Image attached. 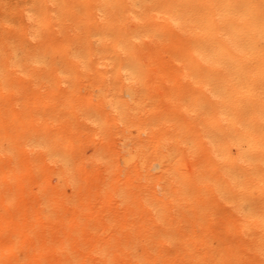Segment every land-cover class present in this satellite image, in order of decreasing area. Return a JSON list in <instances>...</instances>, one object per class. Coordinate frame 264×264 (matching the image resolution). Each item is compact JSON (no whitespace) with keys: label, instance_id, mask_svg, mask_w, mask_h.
Segmentation results:
<instances>
[{"label":"bare ground","instance_id":"6f19581e","mask_svg":"<svg viewBox=\"0 0 264 264\" xmlns=\"http://www.w3.org/2000/svg\"><path fill=\"white\" fill-rule=\"evenodd\" d=\"M75 118L136 129L122 183L75 181ZM91 199L133 221H79ZM0 264H264V0H0Z\"/></svg>","mask_w":264,"mask_h":264},{"label":"rangeland","instance_id":"374dc122","mask_svg":"<svg viewBox=\"0 0 264 264\" xmlns=\"http://www.w3.org/2000/svg\"><path fill=\"white\" fill-rule=\"evenodd\" d=\"M74 120H75L74 122L76 126H78L77 131L79 133L78 137L80 141L78 142L79 144V151L77 152L78 154H75L74 156H76L75 157L76 159L78 158V160L79 159L81 160L80 161L81 163L79 162L81 166V172L75 177V181L78 184H81V186L84 187L83 188L84 192H86L90 186L88 185V182H85L83 180L85 176H87L90 173L107 174V172L109 171L111 172V175L113 176L115 180L117 181L120 180L119 182L122 183L125 179V172L121 169L120 164H118L119 162L118 157L120 155L118 151V143H119L118 139L121 136L122 132L124 134L137 137L136 129L129 128V130L121 131L118 128H114V129H111V133L110 131H107L105 134L100 133V132L94 134L95 132L93 133L91 128L88 127L86 124H83L82 122H80L79 124L76 118ZM48 126L50 129V132H49L50 136L54 138L63 132L62 127L58 121H54L50 123ZM83 134H89V136H86ZM100 143H104V145H101ZM30 156L31 155L27 154L24 157L23 155H20L19 157L24 158V159L25 157H27L26 159L31 161L32 158ZM39 159L40 158H38V162L41 165L47 166L48 170L43 171V169H38L36 172L32 173L28 178L29 185L33 187L34 191H36L35 187L37 186L38 182L43 181L46 186L50 185L48 187L53 188V190L57 192V196L55 198L56 199L58 198L59 200L61 199L65 200V202H63L60 205H57V207L54 209L53 211L54 218L56 219L59 217L69 218L71 215L70 214L71 205L68 202L74 195V188H73L74 183L66 182L63 179H58L55 174L57 171V169H55V166L47 161L45 165L44 161L42 159L40 160ZM108 163L110 164V167ZM51 167L53 168V170L51 169ZM134 183L137 184L136 181H134ZM113 200L114 199H111L105 204L103 203L100 204L98 200H95V199L86 201L83 211L79 215V218H80L79 221H83L85 217L90 216L91 214H94L97 209L99 210V214L102 215L103 221H105L106 224L108 225L112 224L114 226H117V225L120 226V224L122 223L129 224V222L133 221L134 216H131L130 212H126V215H125V211H128V210L118 201L116 200L113 201ZM110 203L112 204L110 205ZM61 207L63 208V210H67V211L69 210L68 213L67 211L64 212L61 209ZM117 207L119 209L116 212L115 208ZM114 212L115 214H113ZM58 227H60V225ZM103 231L104 230L102 229L100 233L102 234ZM101 236H104V234H102ZM167 250L173 253L172 249L169 248ZM140 251L141 250H138V252Z\"/></svg>","mask_w":264,"mask_h":264}]
</instances>
